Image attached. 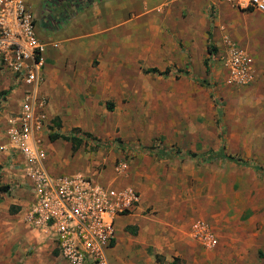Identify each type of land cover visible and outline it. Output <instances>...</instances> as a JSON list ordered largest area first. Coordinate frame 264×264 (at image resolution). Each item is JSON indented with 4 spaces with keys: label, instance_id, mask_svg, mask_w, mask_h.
I'll list each match as a JSON object with an SVG mask.
<instances>
[{
    "label": "rangeland",
    "instance_id": "obj_1",
    "mask_svg": "<svg viewBox=\"0 0 264 264\" xmlns=\"http://www.w3.org/2000/svg\"><path fill=\"white\" fill-rule=\"evenodd\" d=\"M81 2L43 0L30 8L37 25L56 29L86 7L79 9ZM225 6V10H214L206 23L209 43L216 48L211 59L206 48L194 52L180 40H175V48L158 44L134 59H124L120 72L135 79L136 92L131 81L110 72L107 89L119 96H97L101 69L92 54L85 56L87 66L78 76L80 81L74 74L66 78L74 82L67 85L68 108L79 106L78 116L69 118L70 122L78 120L80 131L91 134L92 139L87 137L90 149L102 143L94 150L102 157L95 169L108 178L132 170L140 181L151 179L152 198L138 210L139 217L147 218L149 229L157 223L165 227L162 235L167 242L179 238L187 242L166 253L155 245L141 252L130 250L126 264H158L159 252L164 264L174 257L179 264H264V12ZM187 15L183 11L184 20ZM227 37L250 56L252 79L246 83L233 82L224 66ZM207 58L211 75L203 64ZM152 67L168 72L161 76L145 71ZM7 147L0 139V151ZM187 152L197 156L183 158L181 154ZM203 154L210 159L201 158ZM120 163L125 167L118 171ZM19 186L16 182L0 189V264H22L32 252L21 255L14 238L9 241L4 235L7 222L23 223L14 212L19 211L17 205L5 201L16 195ZM164 211L170 212L165 215ZM161 215L167 217L166 223ZM197 222H204L213 234L212 245L195 234ZM139 229L138 223L125 227L131 240L138 237ZM51 259L59 263L53 252Z\"/></svg>",
    "mask_w": 264,
    "mask_h": 264
},
{
    "label": "crops",
    "instance_id": "obj_2",
    "mask_svg": "<svg viewBox=\"0 0 264 264\" xmlns=\"http://www.w3.org/2000/svg\"><path fill=\"white\" fill-rule=\"evenodd\" d=\"M42 1L27 0V3L30 7L37 6ZM224 4L229 6L219 0H97L75 13L56 29L52 25H37L38 38L46 44L44 83L41 85V91L47 95L49 102L43 128L38 134L40 146L45 153L43 161L45 169L55 176L90 175L95 180L113 188L126 186L135 188L140 195V203L133 213L116 218L117 236L108 251V258H112L113 264H126L128 262L126 253L132 255V250L138 249L141 252L149 248L148 246L155 245L160 252L166 253L175 249V245L181 246L187 242L181 240L183 238L167 242L168 238L162 235L163 231H166L165 227L157 223L155 228L149 229L151 225H147V218L139 217L138 210L145 207L152 198L149 193L152 187L149 186L151 179L144 181L142 178L140 181L132 170L125 175L127 179L120 174L111 178L105 177L102 170L95 169L102 157L99 159L98 153L94 152L95 149H90L89 143L87 146L83 143V146L81 145L73 152L70 141L61 137L50 139L51 134L67 135L79 125L78 120L74 122L69 120L78 116L79 109L76 107L79 106L70 105L68 108L70 100L67 96L69 91L67 85L74 82L66 78L74 74L77 76L75 80L80 81L78 76L85 68V63L87 66L85 56L92 54L99 60V68L102 70H99V84L102 86L97 89V96H119L107 89L109 74L112 70L115 71L114 77L120 80L127 79L128 83L131 81L136 92L135 79L130 78L131 76L125 72H120V68H125L124 59H134L137 53L151 51L153 47H158L161 43L175 48V40L185 43L194 52L200 53L205 48L207 50L211 35L206 23L209 18H213V8L225 10L227 7ZM183 11L188 14L187 20L182 17ZM126 51L128 53L125 55ZM211 71L210 65V74H206L211 75ZM133 95L135 96L136 93L133 92ZM21 98L22 86L14 82L10 73L0 70V139L6 146H11L8 135H5L9 128V118L18 112ZM141 150L144 151V148ZM181 156L187 157L185 153ZM102 161L109 163V160ZM24 162V156L12 147L0 151V185L6 189L9 184L17 182L18 186L19 184L22 186L15 190L14 197L7 198L5 201L17 205L16 209L19 211L14 212H17V217L22 218L23 223L7 222V232L4 235L9 241L14 238L21 255L25 256L26 251L32 249V252L24 257L22 264H55L56 262H52L51 254L53 252L56 255V252L49 234L40 228H35L27 220L24 221L32 201L29 190L31 183L22 169ZM144 192L148 194V197L145 195L143 198ZM171 207L166 206L167 209ZM169 212L164 211V214ZM165 215H161L164 216L161 219L164 223L168 220ZM191 222L188 227L189 234ZM133 223H138L140 229L138 237L131 240L127 236L125 227ZM183 227L185 229L186 225ZM117 248H121V251L115 255ZM56 258L59 261L58 264H64L57 256Z\"/></svg>",
    "mask_w": 264,
    "mask_h": 264
},
{
    "label": "built area",
    "instance_id": "obj_3",
    "mask_svg": "<svg viewBox=\"0 0 264 264\" xmlns=\"http://www.w3.org/2000/svg\"><path fill=\"white\" fill-rule=\"evenodd\" d=\"M219 1L239 10L264 12V0ZM36 28L27 0H0V70L22 86L19 110L9 118L7 131L10 147L24 156L22 169L31 183L26 219L49 234L56 256L64 264H110L108 251L117 236L116 218L133 213L140 195L132 187L113 188L90 175L55 176L45 169L38 134L49 102L41 91L46 44L38 38ZM222 57L233 82L252 79L250 56L238 42L227 37ZM124 167L120 163L117 170ZM193 229L207 245L214 243L204 222H197Z\"/></svg>",
    "mask_w": 264,
    "mask_h": 264
},
{
    "label": "trees",
    "instance_id": "obj_4",
    "mask_svg": "<svg viewBox=\"0 0 264 264\" xmlns=\"http://www.w3.org/2000/svg\"><path fill=\"white\" fill-rule=\"evenodd\" d=\"M83 2H81V4H79V9H82L84 8L85 6H88L89 4H91L92 2L94 1H97V0H81ZM77 13V12H76ZM215 51H216V48L211 45L210 43L207 45V52L210 56V59L214 56L215 54ZM205 67H206V73L207 74H210V65H209V62H208V58L205 60ZM146 72H150V73H153V74H157V75H166L168 70L165 69V70H159L157 67H152V68H148L145 70ZM56 137H61L65 140H68L72 143V151H76L83 143L84 145H88L89 143V140L87 139L88 138H91V134L88 133V132H81L80 129L78 127H75L72 129V132L70 134H67V135H64V134H51L50 135V139L53 140L55 139ZM92 139V138H91ZM110 144V142L108 143ZM102 145L101 141L100 142H97L92 149H95L97 148L98 146ZM123 147V146H122ZM127 147H130L129 145H127ZM178 151V150H177ZM185 156L187 157H194V156H197L196 153H185ZM206 158V159H210V158H207L209 157V155H203L201 156V158ZM230 159H234L233 157L229 156ZM239 160V159H238ZM241 161V160H239ZM1 190H3L4 188L3 187H0ZM155 259H156V262L158 264H164L163 262V256L159 255V254H156L155 256ZM167 264H179L178 262V258L177 257H174L172 261H170L169 263Z\"/></svg>",
    "mask_w": 264,
    "mask_h": 264
}]
</instances>
